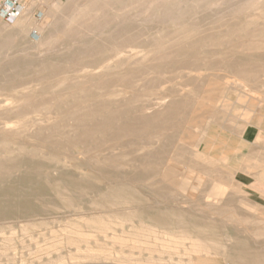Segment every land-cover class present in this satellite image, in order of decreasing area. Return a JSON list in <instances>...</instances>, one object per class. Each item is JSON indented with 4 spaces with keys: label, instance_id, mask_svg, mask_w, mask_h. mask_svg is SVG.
Listing matches in <instances>:
<instances>
[{
    "label": "rangeland",
    "instance_id": "rangeland-1",
    "mask_svg": "<svg viewBox=\"0 0 264 264\" xmlns=\"http://www.w3.org/2000/svg\"><path fill=\"white\" fill-rule=\"evenodd\" d=\"M153 1L0 15V264H264V0Z\"/></svg>",
    "mask_w": 264,
    "mask_h": 264
},
{
    "label": "bare ground",
    "instance_id": "bare-ground-1",
    "mask_svg": "<svg viewBox=\"0 0 264 264\" xmlns=\"http://www.w3.org/2000/svg\"><path fill=\"white\" fill-rule=\"evenodd\" d=\"M41 1H43V0H30V1H27V2H26V1L24 2V1H23V4H22L21 9H19L18 13H17V14L14 16V18H13V21H14V22L12 21V22H13V28L17 29V31H18V30H19V31H25V29L27 28V26H29V22H30L31 13H32L33 8H34L35 6H37L38 4H40ZM146 1H148V3L150 4V8H151V4H152V6H153V5H154V2H155V1H153V0H146ZM168 1H169V0H168ZM174 1H175V0H174ZM190 1H191V0H190ZM196 1H197V0H196ZM232 1H233V0H232ZM133 2H134V1H133ZM170 2H171V1H170ZM181 2H182V1H181ZM198 2H199V1H198ZM203 2H204V1H203ZM214 2H215V1H214ZM246 2H247V0H246ZM104 3H105V2H104ZM136 3H137V2H136ZM189 3H190V2H189ZM236 3H237V1H236ZM236 3H235V4H236ZM254 3H255V2H254ZM257 3H258V2H257ZM118 4H119V3H118ZM125 4H126V2H125ZM239 4H240V3H238V6H239ZM262 4H263V3H262ZM113 5H115V4H113ZM158 5H159V3H158ZM181 5H184V3L181 4ZM181 5H180V7H181ZM189 5H190V4H189ZM189 5H188V6H189ZM249 5H250V4H249ZM48 6H49L50 8H57L58 4H55V3L52 2V3H48ZM72 6H74V5H72ZM110 6H111V5H110ZM145 6H146V5H145ZM224 6H225V5H224ZM230 6H231V5H230ZM233 6H234V4H233ZM233 6H232V8H234ZM245 6H246V5H245ZM252 6H254V5H252ZM252 6H251V7H252ZM256 6H258V5H256ZM259 6H260V8H261L262 5L259 4ZM263 6H264V4H263ZM100 7H101V6H100ZM113 7H114V6H113ZM162 7H163V6H162ZM200 7H201V6H200ZM227 7H228V6H227ZM102 8H103V7H102ZM124 8H125V7H124ZM190 8H191V7H190ZM209 8H210V7H209ZM225 8H226V7H225ZM232 8H230V9H232ZM237 8H238V7H237ZM143 9H144V8H143ZM152 9H153V8H152ZM176 9H179V7L176 8ZM213 9H214V8H213ZM213 9H212V10H213ZM217 9H218V7H217ZM248 9H250V8H248ZM94 10H95V9H94ZM99 10H100V9H99ZM181 10H182V9H181ZM185 10H186V9H185ZM200 10H201V8H200ZM218 10H219V9H218ZM220 10L222 11V9H220ZM226 10L229 11V9H226ZM255 10H256V9H255ZM170 11H171V10H170ZM177 11H178V10H177ZM177 11H174V12H175L174 14H176ZM192 11H193V10H192ZM240 11H241V10H240ZM245 11L247 12V10H245ZM245 11H244V12H245ZM252 11H253V10H252ZM49 12H50V11H49ZM196 12H197V11H196ZM229 12H230V11H229ZM235 12H236V11H235ZM235 12H232V13H235ZM237 12L239 13V10H238ZM246 12H245V13H246ZM249 12H250V11H249ZM249 12H248V13H249ZM256 12H257V11H256ZM256 12L254 11V13H256ZM50 13H52V12H50ZM220 13H221V12H220ZM222 13H223V12H222ZM119 14H120V13H119ZM183 14H184V13H183ZM185 14H186V12H185ZM235 14H236V13H235ZM256 14H258V13H256ZM49 15H50V14H49ZM51 15H52V14H51ZM110 15H111V14H110ZM171 15H172V14H171ZM236 15H237V14H236ZM236 15H235V16H236ZM47 16H48V13H47ZM167 16H169V14H168ZM176 16H177V15H176ZM233 16H234V15H232V17H233ZM235 16H234V18H235ZM253 16H254V15H253ZM258 16H259V15H258ZM119 17H120V16H119ZM250 17H251V15H250ZM260 17H261V15H260ZM260 17H259V18H260ZM114 18H115V17H114ZM261 18L263 19V17H261ZM97 19H98V18H97ZM136 19H137V18H136ZM238 19H239V18H238ZM246 19H247V18H246ZM251 19H252V18H251ZM174 20H175V19H174ZM174 20H173V21H174ZM176 20H178V19H176ZM176 20H175V23H176ZM241 20H242V19H241ZM247 20H248V19H247ZM255 20H256V19H255ZM109 21H110V20H109ZM134 21H135V19H134ZM162 21H163V18H162ZM173 21H169V20H168V22H171V24H173L174 26H177V25H175V23H174ZM225 21H227V20H225ZM259 21H260V20H259ZM111 22H112V21H111ZM139 22H140V21H138V23H139ZM232 22H233V21H231V24H232ZM245 22H246V20H245ZM249 22H250V20H249ZM135 23H137V22L135 21ZM140 23H141V22H140ZM255 23H256V22H255ZM255 23H253V21H252V24H253V25H255ZM36 24H37V23H36ZM49 24H50V23H49ZM79 24H80V23H79ZM234 24L239 25L240 23L238 24V22H237V23H234ZM44 25H46V24L44 23ZM134 25H135V24H134ZM139 25H140V24H139ZM162 25H163V24H162ZM167 25H168V24H167ZM226 25H227V24H226ZM240 25H241V24H240ZM113 26H114V25H113ZM141 26H143V25H141ZM141 26H139V27H141ZM165 26H166V25H165ZM234 26H235V25H234ZM256 26H257V25H256ZM259 26H263V25H259ZM135 27H136V26H135ZM236 27H237V26H236ZM252 27H253V26H252ZM113 28H114V27H113ZM115 28H116V27H115ZM115 28H114V29H115ZM244 28H245V27H244ZM46 29H47V28H46ZM137 29H138V27H137ZM169 29H170V28H169ZM171 29H172V28H171ZM205 29H206V28H205ZM216 29H217V28H216ZM236 29H237V28H236ZM236 29H234V30L236 31ZM260 29H261V28H260ZM39 30H41V29H39ZM42 30H43V29H42ZM247 30H250V28L247 29ZM257 30H258V29H257ZM17 31H16V32H17ZM28 31H29V29H28ZM30 31H31V30H30ZM131 31H132V30H131ZM214 31H215V30H214ZM253 31H255V30H253ZM66 32H67V31H66ZM110 32H111V31H110ZM112 32H113V31H112ZM134 32H135V31H134ZM140 32H141V31H140ZM219 32H220V31H219ZM223 32H224V31H223ZM20 33H21V32H20ZM20 33H19V34H20ZM32 33H33V31H32ZM102 33H103V32H102ZM104 33H105V32H104ZM135 33H136V32H135ZM234 33H235V32H234ZM237 33H238V32H237ZM246 33H247V31H246ZM16 34H17V33H16ZM19 34H18V35H19ZM43 34H44V32H43ZM115 34H116V33H115ZM136 34H137V33H136ZM136 34H135V35H136ZM157 34H159V33H157ZM235 34H236V33H235ZM238 34H240V32H239ZM238 34H237V35H238ZM250 34H251V33H249V36H248L249 38H250ZM45 35H46V34H45ZM240 35H242V34H240ZM56 36H57V35H56ZM83 36H84V35H83ZM95 36H96V35H95ZM122 36H123V35H122ZM230 36H232L233 38H234V37L236 38V36H234V35H230ZM251 36H252V35H251ZM52 37H54V36H52ZM58 37H59V36H58ZM68 37H69V36H68ZM244 37H245V36H244ZM248 37H247V38H248ZM260 37H261V36H260ZM260 37H259V39H261ZM262 37H263V35H262ZM69 38H70V37H69ZM91 38H92V37H91ZM97 38H98V37H97ZM215 38H216V36H215ZM220 38H221V37H220ZM229 38H230V37H229ZM45 39H46V38H45ZM216 39H218V37H217ZM243 39H244L243 37H242V40L239 39V42H240V40L243 41ZM245 39H246V37H245ZM50 40H51V39H50ZM91 40H92V39H90V40L87 41V42H89V44H90V43L92 44V41H91ZM201 40H202V39H201ZM210 40L212 41V39H210ZM226 40H227V38H226ZM248 40H249V39H248ZM254 40H255V39H254ZM256 40H258V38H257ZM256 40H255V41H256ZM262 40H263V39H262ZM70 41H71V40H70ZM77 41H78V40H77ZM90 41H91V42H90ZM228 41H229V40H228ZM233 41H234V39H233ZM237 41H238V40H237ZM255 41H253V39H252V42H255ZM49 42H50V41H49ZM87 42H86V43H87ZM134 42H135V41H134ZM235 42H236V41H235ZM245 42H246V41H245ZM245 42H244V43H245ZM248 42H249V41H248ZM256 42H257V41H256ZM258 42H260V41H258ZM47 43H48V42H47ZM185 43H186V41H185ZM198 43L201 44L200 42H198ZM221 43H222V42H221ZM240 43H242V42H240ZM45 44H46V43H45ZM167 44H168V43H167ZM225 44H226V43H225ZM233 44H234V43H233ZM47 45H48V44H47ZM84 45H85V44H84ZM92 45H93V44H92ZM207 45H209V44L207 43ZM228 45H229V44H228ZM228 45H227V46H228ZM236 45H237V44H236ZM246 45H247V44H246ZM90 46H91V45H90ZM104 46H105V44H104ZM163 46H164V45H163ZM225 46H226V45H225ZM227 46H226V47H227ZM250 46H251V45H250ZM82 47H83V45H82ZM87 47H88V45H87ZM99 47H100V46H99ZM105 47H106V46H105ZM105 47H104V48H105ZM116 47H117V46H116ZM169 47H170V46H169ZM169 47H168V48H169ZM196 47H201V45H200V46H196ZM207 47H208V46H207ZM226 47H224V48H226ZM231 47L233 48V45H231L230 48H231ZM41 48H42V46H41ZM78 48H79V47H78ZM78 48H77V49H78ZM96 48H97V47H96ZM162 48H164V47H162ZM210 48H212V47H209V49H210ZM217 48H218V47H217ZM219 48H220V47H219ZM222 48H223V47H222ZM230 48H229V50H230ZM240 48H241V47H240ZM251 48H252V47H251ZM120 49H121V47H120ZM241 49H242V48H241ZM256 49H257V48H256ZM262 49H263V48H262ZM79 50H80V49H79ZM79 50H78V51H79ZM150 50H151V49H150ZM199 50H200V48H199ZM212 50H213V48H212ZM214 50H215V48H214ZM218 50H221V49H218ZM218 50H217V53L219 52ZM226 50H228V48H226ZM226 50H225V53H226ZM238 50H239V49H238ZM238 50H237V51H238ZM245 50H246V49H245ZM39 51H40V50H38V52H39ZM100 51H101V50H100ZM121 51H122V49H121ZM177 51H178V50H177ZM193 51H194V50H193ZM196 51H197V48H196ZM221 51L223 52L224 49L221 50ZM221 51H220V52H221ZM231 51H233V50H231ZM231 51H230V52L228 51L226 54L230 53V55H232L233 53H231ZM239 51H240V50H239ZM241 51H242V50H241ZM259 51H260V50H259ZM259 51H258V52H259ZM41 52H42V51H41ZM98 52H99V51H98ZM140 52H141V51H140ZM148 52H149V51H148ZM164 52H165V51H164ZM170 52H171V51H170ZM205 52H206V51H205ZM205 52H204V50H203V53H205ZM215 52H216V51H215ZM215 52H213V54H214ZM220 52H219V53H220ZM234 52H235V51H234ZM253 52L256 53V51H252V53H253ZM263 52H264V50H263ZM78 53H79V52H78ZM120 53H121V52H120ZM141 53H142V52H141ZM151 53H152V52H151ZM201 53H202V52H199L198 54L200 55ZM240 53H241V52H240ZM242 53L245 54L244 51H243ZM242 53H241V54H242ZM249 53H250V51H249ZM255 53H254V54H255ZM39 54H41V53H39ZM65 54H67V53H65ZM118 54H119V53H118ZM118 54H117V55H118ZM139 54H140V53H139ZM154 54H155V53H154ZM154 54H153V56H154ZM162 54H163V52H162ZM191 54H192V53H191ZM223 54H224V52H223ZM94 55H95V54H94ZM151 55H152V54H151ZM159 55H160V54H159ZM159 55H158V56H159ZM195 55H197V54H195ZM195 55H194V57H195ZM214 55H215V54H214ZM233 55H234V54H233ZM235 55H236V54H235ZM235 55H234V56H235ZM237 55H240V54H238V52H237ZM250 55H251V54H250ZM258 55H261V53H257V56H258ZM90 56H91V55H90ZM129 56H130V55H129ZM129 56H128V57H129ZM160 56H162V55H160ZM185 56H186V55H184V57H185ZM189 56H190V55H189ZM189 56H187V57H189ZM243 56H244V55H243ZM246 56H247V55H246ZM248 56H249V54H248ZM253 56H254V55H253ZM253 56H252V57H253ZM134 57H135V56H134ZM156 57H157V56H156ZM194 57H193V55H192V59H193ZM200 57H201V56H200ZM238 57H239V56H238ZM244 57H245V56H244ZM83 58H84V57H83ZM161 58H162V57H161ZM180 58H181V57H180ZM195 58H196V57H195ZM231 58H232V57H231ZM233 58H234V57H233ZM235 58H236V57H235ZM240 58H241V57H239V60H240ZM242 58H243V57H242ZM242 58H241V59H242ZM246 58H247V60H248L249 57H246ZM254 58H255V56H254ZM137 59H139L138 62L140 63V62H141V61H140V60H141V59H140V56H139ZM149 59H150V58H149ZM157 59H158V58H157ZM162 59H163V58H162ZM169 59L171 60L172 58H169ZM169 59H168V60H169ZM178 59H179V58H178ZM187 59H188V58H186V59H184V60H187ZM189 59H190V61H191V58H189ZM196 59H198V58H196ZM250 59H251V57L249 58V60H250ZM120 60H121V59H120ZM150 60H151V59H150ZM150 60H149V61H150ZM163 60H164V59H163ZM166 60H167V59H166ZM172 60H174V58H173ZM175 60H176V59H175ZM200 60H201V59H200ZM49 61H50V60H49ZM54 61H55V60H54ZM136 61H137V60H136ZM149 61H148L147 63H149ZM164 61H165V60H164ZM179 61H180V60H179ZM188 61H189V60H188ZM129 62H130V61H129ZM151 62H152V61H151ZM166 62H167V61H166ZM184 62H185V61H184ZM200 62H201V61H200ZM239 62H240V61H239ZM246 62H247V61H246ZM262 62H264V61H262ZM147 63H144V64H147ZM161 63H162V62H161ZM164 63H165V62H164ZM167 63H168V62H167ZM181 63H182V62H181ZM192 63H193V62H192ZM195 63H196V62H195ZM99 64H100V63H99ZM134 64H135V61H134ZM136 64H137V63H136ZM262 64H263V63H262ZM54 65H55V64H54ZM111 65H112V64H111ZM142 65H143V64H142ZM169 65H171V64H169ZM192 65L194 66L195 64H192ZM237 65H239V64L237 63ZM99 66H101V65H99ZM140 66H141V65H140ZM149 66H150V65H149ZM149 66L147 65V67H149ZM171 66H172V65H171ZM171 66H170V67H171ZM173 66H174L173 68H175V63L173 64ZM200 66H201V65L199 64V68H200ZM143 67H144V66H143ZM143 67H141V68H143ZM252 67H253V66H252ZM2 68H3V67H2ZM144 68H145V67H144ZM144 68H143V69H144ZM171 68H172V67H171ZM183 68H184V67H183ZM191 68H193V67H191ZM195 68H197V67H195ZM262 68H264V67H262ZM146 69H147V68H146ZM146 69H145V70H146ZM193 69H194V68H193ZM193 69H192V70H193ZM236 69H237V68H236ZM253 69H254V68H253ZM94 70H95V69H94ZM139 70H140V69H139ZM152 70H153V69H152ZM181 70H182V69H181ZM147 71H148V70H146V72H147ZM183 71H184V69H183ZM226 71H227V70H226ZM5 72H6V71H5ZM109 72H111V71H109ZM141 72H142V71H141ZM99 73H100V72H99ZM99 73H98V74H99ZM106 73H107V72H106ZM147 73H148V72H147ZM228 73H229V72H228ZM256 73H257V72H256ZM256 73H255V74H256ZM46 74H47V73H46ZM136 74H137V73H136ZM184 74H185V73H184ZM201 74H202V73H201ZM233 74H234V73H233ZM233 74H232V75H233ZM33 75H34V74H33ZM33 75H31V76H33ZM40 75H42V74H40ZM43 75H44V74H43ZM43 75H42V76H43ZM94 75H95V74H94ZM104 75H105V74H104ZM186 75H189V74L186 73ZM199 75H200V74H199ZM3 76H4V75H3ZM49 76H50V75H48V77H49ZM51 76H52V75H51ZM183 76H184V75H183ZM196 76H197V75H196ZM260 76H261V75H260ZM36 77H37V76H36ZM39 77H40V76H39ZM46 77H47V76H46ZM48 77H47V78H48ZM197 77H198V76H197ZM226 77H227V76H226ZM261 77H262V76H261ZM40 78H41V77H40ZM184 78H186V77H184ZM200 78H201V77H200ZM200 78H199V79H200ZM14 79H15V78H14ZM25 79H26V78H25ZM48 79H49V78H48ZM53 79H54V78H53ZM62 79H63V78H61V80H62ZM234 79H235V78H234ZM240 79H241V78H240ZM28 80H29V79H28ZM31 80H34V79H31ZM46 80H47V79H46ZM61 80H60V81H61ZM106 80H107V79H106ZM242 80H243V79H242ZM244 80H245V79H244ZM8 81H10V80H8ZM11 81H12V80H11ZM15 81H16V80H15ZM29 81H30V80H29ZM55 81H56V80H55ZM227 81H228V80H227ZM229 81H230V80H229ZM231 81H232V80H231ZM231 81H230V82H231ZM13 82H14V81H13ZM13 82H12V83H13ZM23 82H24V81H23ZM58 82H59V81H58ZM92 82H93V81H92ZM106 82H108V81H106ZM198 82H199V80H198ZM207 82H208V81H207ZM235 82H236L235 84H237L238 81H235ZM240 82H241V81H240ZM240 82H239V83H240ZM246 82H247V81H246ZM246 82H245V83H246ZM252 82H253V81H252ZM252 82H251V83H252ZM82 83H84V82H82ZM224 83H225V82H224ZM226 83H227V82H226ZM228 83H229V82H228ZM231 83H232V82H231ZM231 83H229V84H231ZM233 83H234V82H233ZM233 83H232V85H234ZM247 83H250V82H247ZM253 83H254V82H253ZM22 84H23V83H22ZM55 84H56V83H55ZM62 84H63V83H62ZM93 84H94V83H93ZM96 84H97V83H96ZM199 84H201V83H199ZM208 84H209V83H208ZM215 84H216V82H215ZM1 85H2V83H1ZM1 85H0V86H1ZM6 85H7V84H6ZM6 85H4L3 87H5ZM39 85H40V84H39ZM58 85H59V84H58ZM84 85H85V84H84ZM87 85H88V84H87ZM176 85H177V84H176ZM181 85H182V84H181ZM181 85H179V86H181ZM209 85H211V82H210ZM216 85H217V84H216ZM216 85H213V86H216ZM245 85H246V84H245ZM36 86H37V85H36ZM52 86H53V84H52ZM85 86H86V85H85ZM177 86H178V85H177ZM195 86H196V85H195ZM199 86H200V85H199ZM207 86H208V85H207ZM242 86H243V84H242ZM247 86H248V85H247ZM33 87H34V86H33ZM182 87H183L182 89L185 90V89H184V86H182ZM186 87H187V86H186ZM211 87H212V85H211ZM211 87H209V89H211ZM248 87H249V86H248ZM49 88H50V87H49ZM54 88H55V87H54ZM87 88H88V86H87ZM89 88H90V87H89ZM89 88H88V89H89ZM194 88H196V87H194ZM207 88H208V87H206V89H207ZM245 88H246V87H245ZM9 89H10V88H9ZM75 89H77V88H75ZM243 89H244V86H243ZM248 89H249V88H248ZM4 90H5V89H4ZM204 90H205V89H204ZM88 91H89V90H88ZM197 91H198V90H197ZM209 91H210V90L205 91V93L207 94V96H209V94L207 93V92H209ZM212 91H213V90H212ZM12 92H13V91H12ZM80 92H81V91H80ZM216 92H217V91H216ZM5 93H6V92H5ZM45 93H46V92H44V94H45ZM58 93H60V92H58ZM84 93H85V92H84ZM125 93H126V92H125ZM178 93H179V92H178ZM189 93H190V92H189ZM211 93L213 94V92H211ZM6 94H8V93H6ZM13 94H14V93H13ZM28 94H30V92H29ZM48 94H49V92H48ZM170 94H171V93H170ZM190 94H191V93H190ZM203 94H204V92H203ZM214 94H215V93H214ZM214 94H213V96H214ZM9 95H10V94H9ZM11 95H12V94H11ZM22 95H23V94H22ZM22 95H21V96H22ZM24 95L26 96V94H24ZM32 95H33V94H32ZM35 95H37V94H35ZM210 95H211V94H210ZM33 96H34V95H33ZM41 96H44L43 93H42ZM170 96H171V95H170ZM192 96H193V94L190 95V97H192ZM201 96H202V95H201ZM211 96H212V95H211ZM23 97H24V96H23ZM65 97H66V96H65ZM86 97H87V96H86ZM193 97H194V96H193ZM193 97H192V98H193ZM204 97H205V96H204ZM209 97H210V96H209ZM209 97H208V98H209ZM214 97H215V96H214ZM214 97H213V98H214ZM37 98H38V97H37ZM37 98H36V99H37ZM66 98H67V97H66ZM68 98H69V97H68ZM68 98H67V99H68ZM173 98H174V97H173ZM181 98H182V97H181ZM186 98H187V96H185V99H186ZM192 98H191V99H192ZM7 99H8V98H7ZM33 99H34V98H33ZM155 99H156V98H155ZM8 100H9V99H8ZM73 100H74V99H73ZM73 100H72V102H73ZM151 100H152V99H151ZM187 100H188V99H186V102H187ZM215 100H216V99H215ZM4 102H5V100H4ZM174 102H175V100H174ZM192 102H195V100H192ZM7 103H8V102H7ZM34 103H35V102H34ZM70 103H71V102H70ZM90 103H91V102H90ZM122 103H124V102H122ZM159 103H160V102H159ZM162 103H163V102H162ZM166 103H167V102H166ZM198 103H199V102H198ZM260 103H261V102H260ZM27 104H28V103H27ZM39 104H40V103H39ZM73 104H74V103H73ZM75 104H76V103H75ZM75 104H74V105H75ZM156 104H157V103H156ZM6 105H7V104H6ZM21 105H23V104H21ZM31 105H32V104H31ZM44 105H45V104H44ZM76 105H77V104H76ZM154 105H155V104H154ZM205 105H206V104H205ZM24 106H25V105H24ZM78 106H79V105H78ZM156 106H157V107H162V108H160V109H161V110H164V109H163V104L160 105V106H158V105H156ZM165 106H166V105H165ZM168 106H169V105H168ZM257 106H258V105H257ZM16 107H17V105H16ZM20 107H21V106H20ZM89 107H90V106H89ZM91 107H92V106H91ZM128 107H129V106H128ZM157 107H156V108H157ZM170 107H171V106H169V108H170ZM172 107H173V106H172ZM198 107H199V106H198ZM54 108H55V107H54ZM54 108H52V109H54ZM80 108H81V107H80ZM82 108H83V107H82ZM166 108H167V106H166ZM183 108H184V106H183ZM231 108H232V107H231ZM7 109H8V108H7ZM56 109H57V108H56ZM61 109H62V108H61ZM126 109H127V108H126ZM129 109H130V107H129ZM226 109H227V108H226ZM13 110H14V109H13ZM20 110L23 111L22 108H21ZM27 110H28V109H26V111H27ZM29 110H31V109H29ZM108 110H109V109H108ZM166 110H167V109H166ZM166 110H164V113H165ZM188 110H189V109H188ZM199 110H200V109H199ZM206 110H208V109H206ZM209 110H210V109H209ZM14 111H17V110H14ZM24 111H25V110H24ZM24 111H23V112H24ZM31 111H32V110H31ZM31 111H30V112H31ZM54 111H55V109H54ZM82 111H83V110H82ZM122 111H123V110H122ZM175 111H176V110H175ZM182 111H184V109L181 110V112H182ZM185 111L187 112L186 107H185ZM185 111H184V112H185ZM204 111H205V110H204ZM83 112H85V110H84ZM88 112H89V111H88ZM197 112H198V111H197ZM53 113H54V112H53ZM156 113H157V112H156ZM175 113H176L177 115L180 114V113L178 114V111L175 112ZM200 113H202V112H199V114H200ZM1 114H2V113H1ZM81 114H83V113H81ZM89 114H90V113H89ZM125 114H126V113H125ZM173 114H174V113H173ZM182 114H183V113H182ZM184 114H185V113H184ZM186 114H187V113H186ZM195 114H196V113H195ZM212 114H213V113H212ZM92 115H93V114H92ZM92 115H91V116H92ZM96 115H97V114H96ZM106 115H107V114H106ZM123 115H124V114H123ZM157 115H158V113H157ZM188 115H189V114H188ZM190 115H191V114H190ZM196 115H197V114H196ZM196 115H194V116L196 117ZM4 116H5V115H4ZM81 116H82V115H81ZM83 116H84V115H83ZM124 116H125V115H124ZM147 116H148V115H147ZM168 116H170V115L168 114ZM179 116H180V115H179ZM192 116H193V115H192ZM122 117H123V116H122ZM128 117H129V115H128ZM140 117H141V119H142V116H139V118H137V119L140 120ZM157 117H161V116H157ZM157 117H156V115H155L154 118L156 119ZM188 117H189V116H188ZM21 118H22V117H21ZM72 118H73V117H72ZM74 118H76V117H74ZM119 118H120V116H119ZM135 118H136V117H135ZM150 118H151V116H150ZM185 118H186V117H185ZM185 118H184V119H185ZM193 118H194V117H193ZM193 118L191 117L190 120L192 121ZM70 119H71V118H70ZM86 119H87V117H86ZM92 119H93V118H92ZM14 120H15V119H14ZM53 120H54V119H53ZM96 120H97V119H96ZM113 120H114V119H113ZM117 120H118V119H117ZM120 120H121V119H120ZM143 120H144V118H143ZM143 120H142V121H143ZM160 120H161V119H160ZM165 120L167 121V118H166V117H165ZM165 120H164V123L166 122ZM2 121H4V120H2ZM51 121H52V120H51ZM56 121H57V119H56ZM68 121H69V120H68ZM98 121H99V120H98ZM98 121H97V123H98ZM110 121H111V120H110ZM115 121H116V119H115ZM118 121H119V120H118ZM121 121H123V120H121ZM132 121H133V120H132ZM140 121H141V120H140ZM140 121H139V122H140ZM142 121H141V122H142ZM145 121H146V120H145ZM147 121H149V119H148ZM147 121H146V122H147ZM150 121H151V120H150ZM184 121H185V120H184ZM194 121H195V120H194ZM123 122L125 123V121H123ZM141 122H140V123H141ZM161 122H162V121H161ZM169 122H170V120H169ZM171 122H172V121H171ZM178 122H179V121H178ZM186 122H187V121H186ZM186 122H185V124H187ZM8 123H9V122H8ZM59 123H60V122H59ZM59 123H58V124H59ZM61 123H62V122H61ZM69 123H71V122H69ZM69 123H67V124H69ZM130 123H131L130 126L133 125V124H135L134 122H130ZM142 123H144V122H142ZM142 123H141V124H142ZM162 123H163V122H162ZM164 123H163V125H164ZM173 123H175L174 120H173ZM180 123H181V122H180ZM192 123H193V122H192ZM6 124H7V123H6ZM53 124H54V123H53ZM110 124H111V123H110ZM114 124H115V123H114ZM118 124H119V122H118ZM120 124H121V123H120ZM125 124H126V123H125ZM138 124H139V123H138ZM160 124H161V123H160ZM167 124H168V123H166L164 126H167ZM170 124H171V123H170ZM175 124H177V122H176ZM188 124H190L189 121H188ZM9 125H10V123H9ZM39 125H40V124H39ZM55 125H56V123H55ZM69 125H70V124H69ZM87 125H89V124L87 123ZM127 125H129V124H127ZM178 125H179V123H178ZM178 125H174V127H176V126H178ZM10 126H13V124H11ZM92 126H93V125H92ZM107 126H108V125H107ZM125 126H126V125H125ZM134 126H135V125H134ZM182 126H183V125H182ZM184 126H185V125H184ZM0 127H1V126H0ZM42 127H43V126H42ZM44 127H45V126H44ZM89 127H90V126H88V128H89ZM97 127H98V126H97ZM112 127H114V125H113ZM119 127H120V126H119ZM121 127H122V126H121ZM123 127H124V126H123ZM128 127H129V126H128ZM132 127H133V126H132ZM132 127H129V128L132 129ZM157 127H158V126H157ZM179 127H180V126H179ZM4 128H5V126H4ZM7 128H8V125H7ZM9 128H10V127H9ZM94 128H95V127H94ZM159 128H160V127H159ZM159 128H158V129H159ZM198 128H199V127H198ZM10 129H11V128H10ZM90 129H91V128H90ZM107 129H109V128H107ZM119 129L122 130L121 128H118V130H119ZM133 129H134V127H133ZM133 129H132V130H133ZM155 129H157V128H155ZM168 129H169V128H168ZM12 130H13V129H12ZM37 130H38V129H37ZM128 130H130V129H128ZM134 130H137V128H135ZM147 130H148V129H147ZM151 130H152V129H151ZM164 130H165V129H164ZM179 130H180V129H179ZM77 131H78V130H77ZM108 131H112V130L109 129ZM122 131H124V130H122ZM122 131H121V134H120V135H121V136H120L121 139H122L123 137H125V136H128V135H127L128 133H127L126 135H123ZM149 131H150V130H148V132H149ZM176 131H177V129H176ZM184 131H185V130H184ZM184 131H183V134H182V135H184V137H186L185 135H187V134H185ZM186 131L188 132L187 127H186ZM78 132H79V131H78ZM112 132H114V131H112ZM119 132H120V131H119ZM165 132H167V131L165 130ZM249 132H250V130H249ZM82 133H83V132H82ZM82 133H81V134H82ZM125 133H126V132L124 131V134H125ZM132 133L134 134L133 131H132ZM138 133H139V132H137V135H138ZM163 133H164V132H161V134H163ZM250 133H251V132H250ZM146 134H147V131H146ZM161 134H159L158 136H162ZM166 134H167V133H166ZM180 134H181V133H180ZM253 134H254V133H253ZM44 135H45V134H44ZM122 135H123V137H122ZM134 135H135V134H134ZM164 135H165V134H164ZM164 135H163V136H164ZM169 135H170V134H169ZM188 135H189V134H188ZM88 136H89V135H88ZM96 136H97V135H96ZM171 136H172V135H171ZM190 136H191V135H190ZM3 137H4V136H3ZM15 137H16V136H15ZM56 137H57V136H56ZM71 137H73V136L71 135ZM86 137H87V136H86ZM115 137H116V136H115ZM128 137H129V136H128ZM139 137H140V136H139ZM148 137H149V136H148ZM172 137H173V136H172ZM57 138H59V137H57ZM74 138H75V137H74ZM99 138H100V137H99ZM101 138H102V137H101ZM104 138H106V137L104 136ZM108 138H109V137H108ZM126 138H127V137H125V139H126ZM140 138H141V137H140ZM155 138L158 139L159 137H157V135H156ZM187 138H188V136H187ZM94 139H95V138H94ZM106 139H107V138H106ZM123 139H124V138H123ZM123 139H122V140H123ZM171 139H172V138H171ZM176 139H177V138H176ZM184 139H185V138H184ZM184 139H183V141H184ZM192 139H193V138H192ZM65 140H67V139H65ZM65 140H63V141H65ZM70 140H71V139H70ZM103 140H104V139H102V141H103ZM138 140H140V139H138ZM144 140H146V139H144ZM154 140H155V139H154ZM174 140H175V139H174ZM186 140H188V139H186ZM56 141H57V140H56ZM56 141H55V142H56ZM68 141H69V140H68ZM68 141H66L65 144H66ZM89 141H92V140H89ZM97 141H98V140H97ZM97 141H95L94 145L97 143ZM147 141H148V140H147ZM149 141H150V140H149ZM175 141H176V140H175ZM59 142H60V141H59ZM61 142H62V141H61ZM70 142H71V141H70ZM70 142H69V143H70ZM87 142H88V141H87ZM155 142H156V141H155ZM162 142H164V141H162ZM162 142H161V143H162ZM192 142H193V141H192ZM194 142H195V141H194ZM63 143H64V142H63ZM90 143H92V142H90ZM147 143H148V142H147ZM156 143H158V142H156ZM156 143H155V144H156ZM174 143H175V142H174ZM179 143H180V142H179ZM186 143H187V142H186ZM189 143H190V142H189ZM40 144H41V143H40ZM40 144L37 145V146H40ZM55 144H56V143H55ZM100 144H101V143H100ZM163 144H164V143H163ZM163 144H162V145H163ZM165 144H166V143H165ZM168 144H170V143H168ZM175 144H176V143H175ZM35 145H36V144H35ZM41 145H42V144H41ZM43 145H44V144H43ZM47 145H48V144H47ZM47 145H45V146H47ZM62 145H63V144H62ZM86 145H87V144H86ZM166 145H167V144H166ZM166 145H165V146H166ZM170 145H171V144H170ZM170 145H169V146H170ZM181 145H182V144H181ZM188 145H189V144H188ZM192 145H193V144H192ZM37 146H36V149H37ZM70 146H71V145H70ZM24 147H25V145H24ZM41 147H42V146H41ZM52 147H53V145H52ZM63 147H64V146H63ZM92 147H93V146H92ZM157 147H158V146H157ZM184 147H185V146H184ZM20 148H22V147H20ZM53 148H54V147H53ZM55 148H56V147H55ZM80 148H81V147H80ZM80 148H79V149H80ZM96 148H97V147H96ZM38 149H40V147H39ZM66 149H67V148H66ZM88 149H89V148H88ZM155 149H156V147H155ZM207 149H209V148L207 147ZM40 150H41V149H40ZM47 150H48V149H47ZM81 150H82V149H81ZM94 150H95V149H94ZM157 150H158V148H157ZM157 150H156V152H157ZM166 150H167V149L165 148V151H166ZM15 151H16V150H15ZM50 151H51V150H50ZM48 152H49V151H48ZM162 152H163V151H162ZM210 152H211V151H210ZM60 153H61V152H60ZM79 153H80V152H79ZM84 153H85V152H84ZM163 153H164V152H163ZM163 153H162V154H163ZM146 154H148V152H147ZM163 155H164V154H163ZM148 156H149V155H148ZM79 157H80V156H79ZM145 157H146V156H145ZM164 157H165V156H164ZM142 158H143V157H142ZM151 159H152V158H151ZM155 159H156V158H155ZM145 160H146V159H144V161H145ZM169 160H170V159H169ZM169 160H168V161H169ZM178 160H179V159H178ZM187 160H188V159H187ZM181 162H183V161H181ZM139 163H141V162H139ZM139 163H138V165H139ZM173 163H175V162H173ZM173 163H172V164H173ZM28 168H29V167H28ZM21 172H22V171H21ZM22 173H23V172H22ZM24 174H25V173H24ZM126 174H127V173H126ZM143 176H144V175H143ZM122 177H123V176H122ZM130 177H131V176H130ZM123 179H124V178H123ZM116 183H117V182H116ZM120 183H124V182H120ZM112 185H113V184H112ZM119 185H122V184H119ZM7 187H8V186H7ZM133 187H134V186H133ZM9 188H12V187H9ZM14 188H15V187H14ZM12 189H13V188H12ZM114 189H115V188H114ZM15 190H16V189H15ZM45 190H46V189H45ZM115 190H116V189H115ZM136 190H137V189H136ZM101 191H102V190H101ZM95 193H96V192H95ZM96 194H97V193H96ZM116 194H117V193H116ZM29 196H30V195H29ZM19 197H20V196H19ZM21 197H22V196H21ZM21 197H20V198H21ZM96 197H97V195H96ZM131 197H132V196H131ZM20 198H19V199H20ZM129 198H130V197H129ZM129 198H128V199H129ZM139 198H140V197H139ZM154 198H155V197H154ZM131 199H132V198H131ZM11 200H12V199H11ZM77 200H78V199H77ZM134 200H135V199H134ZM45 201H46V200H45ZM82 201H83V200H82ZM139 201H141V200H139ZM161 201H162V200H161ZM56 202H57V201H56ZM141 202H142V201H141ZM146 202H147V201H146ZM82 203H83V202H82ZM86 203L88 204V202H86ZM0 204H1V203H0ZM12 204H13V203H12ZM16 204H17V203H16ZM159 204H162V203H159ZM144 205H145V204H144ZM79 206L81 207V205H79ZM149 206H151V205H149ZM116 207H117V206H116ZM154 207H155V206H154ZM75 208H76V207H75ZM117 208H118V207H117ZM160 208H161V207H160ZM142 209H143V207H142ZM115 210H116V209H115ZM131 210H133V209H131ZM158 210H159V208H158ZM126 211H127V209H126ZM133 211H136V208H135ZM91 212H92V211H91ZM99 212H100V211H99ZM2 213H4V212H2ZM97 213H98V212H97ZM135 213H136V212H135ZM118 214H119V213H118ZM136 214H137V213H136ZM154 214H155V213H154ZM128 215H129V214H128ZM152 215H153V214H152ZM155 215H156V214H155ZM79 216H80V215H79ZM93 216H94V215H93ZM117 218H118V217H117ZM144 218H145V217H144ZM97 220H98V219H97ZM130 220H131V219H130ZM143 221H144V220H143ZM146 222H147V221H146ZM151 222H152V221H151ZM137 223H138V222H137ZM149 223H150V222H149ZM156 223H157V222H156ZM97 225H99V224H97ZM140 225H141V224H140ZM151 226H152V225H151ZM86 233H87V232H86ZM99 233H100V232H99ZM156 233H157V232H156ZM164 233H165V232H164ZM84 237H85V236H84ZM121 238H122V237H121ZM114 241H117V240H114ZM120 241H121V240H120ZM125 242H126V241H125ZM122 243H124V241H123ZM76 244H78V243H76ZM116 244H117V243H116ZM120 245H121V244H120ZM47 246H48V245H47ZM50 248H51V247H50ZM109 249H111V248H109ZM51 251H52V250H51ZM110 251H111V250H110ZM89 252H90V251H89ZM94 254H95V253H94ZM166 254H168V253H166ZM58 259L60 260V258H58ZM58 259H57V260H58ZM60 261H61V260H60ZM63 261H64V260H63ZM77 261H78V260H77ZM80 262H81V261H80ZM138 262H139V261H138ZM239 262H240V261H239ZM52 263H53V262H52ZM83 263H84V262H83Z\"/></svg>",
    "mask_w": 264,
    "mask_h": 264
},
{
    "label": "built area",
    "instance_id": "built-area-1",
    "mask_svg": "<svg viewBox=\"0 0 264 264\" xmlns=\"http://www.w3.org/2000/svg\"><path fill=\"white\" fill-rule=\"evenodd\" d=\"M24 0H0V15L5 20L12 22L14 16L21 9Z\"/></svg>",
    "mask_w": 264,
    "mask_h": 264
}]
</instances>
